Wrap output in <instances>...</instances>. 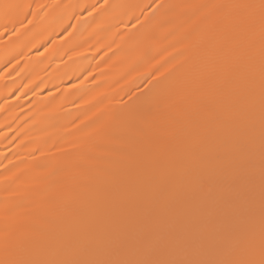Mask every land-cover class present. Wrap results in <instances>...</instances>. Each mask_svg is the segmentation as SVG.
<instances>
[{"label":"snow or ice","instance_id":"obj_1","mask_svg":"<svg viewBox=\"0 0 264 264\" xmlns=\"http://www.w3.org/2000/svg\"><path fill=\"white\" fill-rule=\"evenodd\" d=\"M19 7L0 5L6 17ZM157 8L194 19L165 37L175 52L149 77L180 84L154 101L172 118L138 126L118 171L100 169L91 152L110 124L72 134L65 155L84 163L42 177L38 206L0 208V264H264V0ZM141 28L133 68L160 40Z\"/></svg>","mask_w":264,"mask_h":264},{"label":"bare ground","instance_id":"obj_2","mask_svg":"<svg viewBox=\"0 0 264 264\" xmlns=\"http://www.w3.org/2000/svg\"><path fill=\"white\" fill-rule=\"evenodd\" d=\"M204 2L0 0V5L20 6L7 17L0 8V208L5 200L20 204L21 212L38 206L47 199L46 192L37 190L42 177L58 164L84 163L83 157L65 153L75 136L89 131L86 124L111 125L91 152L99 157L100 169L118 171L136 143L138 126L172 118L167 105L154 101L178 91L180 84L158 85L149 77L175 52L165 37L172 31L181 34L194 19L184 10L166 13L157 5ZM142 25L160 40L152 57L133 68L143 50L137 39ZM13 27L18 35L12 34ZM56 180L49 177L46 183ZM62 214V206L52 213Z\"/></svg>","mask_w":264,"mask_h":264}]
</instances>
